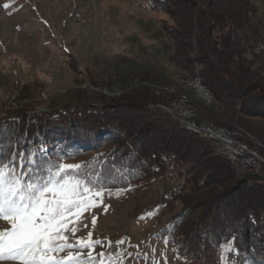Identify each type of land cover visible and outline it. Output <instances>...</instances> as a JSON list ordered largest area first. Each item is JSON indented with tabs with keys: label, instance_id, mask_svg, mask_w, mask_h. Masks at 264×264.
Listing matches in <instances>:
<instances>
[{
	"label": "trees",
	"instance_id": "16d2710c",
	"mask_svg": "<svg viewBox=\"0 0 264 264\" xmlns=\"http://www.w3.org/2000/svg\"><path fill=\"white\" fill-rule=\"evenodd\" d=\"M161 2L160 8L168 4L176 7L169 12L175 25L189 28L187 42L172 28L166 34L174 48L172 63L184 73L198 76L211 93L209 106L191 97L198 122L233 125L245 131L260 144L248 142L264 158V52L257 63L243 58L262 41L260 3L264 0ZM137 91L133 96L122 94L107 100L75 92L78 101L73 99L54 113L40 111L34 116L27 114L28 110L8 117V124H0V164L6 162L3 158L10 151L34 153L32 158L40 162L45 156L41 150H46L51 165L58 158L88 155L98 159L85 168L87 176L93 177L101 175L110 160L123 159L121 153L114 157L112 151H101L104 147L128 139L126 145L139 157L137 150L148 143L155 145L145 159L147 171L141 159L132 160L133 153H128L126 146V180L139 184L146 176H158L167 192L162 205L182 202L184 211L171 220V231L165 229L170 242L174 239L175 246L185 250L187 234L180 230L187 226L194 233L188 243H195L192 250L199 255L213 247L219 253L220 245L236 237L233 243L241 264H264V164L248 171L235 167L228 156L218 152L213 140L188 130L161 107L148 109L170 103L172 96L165 92L157 95L153 90L145 95L143 88ZM123 114L127 123L121 121ZM212 213L216 218L211 219ZM242 238L256 243L255 253L244 247Z\"/></svg>",
	"mask_w": 264,
	"mask_h": 264
},
{
	"label": "rangeland",
	"instance_id": "374dc122",
	"mask_svg": "<svg viewBox=\"0 0 264 264\" xmlns=\"http://www.w3.org/2000/svg\"><path fill=\"white\" fill-rule=\"evenodd\" d=\"M161 4V0H0V124H8L5 121L8 117L28 110L27 114L34 116L40 111H59L58 108L77 100L73 96L75 92L89 97L102 96L107 100L106 97L118 98L122 94L125 97L136 95L142 88L146 89L145 95L153 90L157 95L165 92L173 97L170 103L149 106V110L180 105V100L187 97L189 104L185 106V112L188 114L181 115L179 122L204 124L198 122L191 97L209 106L212 104L211 93L209 90V94L200 92L198 83L193 81L198 76L192 77L172 63L170 57L174 48L166 35L172 28L182 33L181 40L187 42L189 28L174 24L169 15L176 9L174 5L160 8ZM260 8L264 19V4L260 3ZM256 46L253 51L244 53L246 61L258 62V57L264 52V40ZM132 89L137 90L132 92ZM121 121L127 123L126 115L123 114ZM204 125L230 132L232 137L258 155L259 169L262 167L264 158L250 145L260 144L248 133L233 125ZM131 133L135 130L131 129ZM126 141L128 139L101 150L112 151L114 157L121 153L123 159L119 162L110 160L108 164L105 160L107 165L101 175L98 173L99 180L96 176L91 177L92 181L106 186L107 191L102 197L95 198L102 199V203L85 212L79 221L69 217V229H78L74 236L70 231L65 233L69 242L75 244L77 238L86 239L91 231L92 240L100 241L93 255L99 261L97 254L103 252L105 264L108 261L112 264H222L221 253L214 251L215 247L204 254L197 255V250L193 252L196 245L188 242L194 233L187 226L186 230L180 231H186L185 243L189 247L184 245L186 249L180 250L174 239L170 242L165 229L169 227L171 231L168 225L185 207L178 200L169 207L162 205L161 199L167 192L158 176H146L139 184L126 180ZM153 147L155 145L148 143L137 150L139 157L129 147L127 152L133 153L132 160L136 157L135 161L141 159L147 171L149 164L145 159ZM97 160L88 155L58 158L55 165L62 162L89 167ZM12 163L21 161L17 158ZM23 170L17 168V172ZM83 174L87 176L85 169ZM210 216L211 219L216 218L214 213ZM93 218L96 219L95 227ZM5 227L10 225L0 221V229ZM248 240L242 238L241 241L253 254L256 243ZM239 259L237 251L226 253L227 264H241ZM0 264L15 262L4 260Z\"/></svg>",
	"mask_w": 264,
	"mask_h": 264
},
{
	"label": "snow or ice",
	"instance_id": "6c2138e0",
	"mask_svg": "<svg viewBox=\"0 0 264 264\" xmlns=\"http://www.w3.org/2000/svg\"><path fill=\"white\" fill-rule=\"evenodd\" d=\"M41 151L45 156L40 162L32 158L34 153L10 151L3 158L6 162L0 164V221L10 225L0 229V261L8 260L15 264H105L103 252L97 254L99 261L93 255L100 241L92 240L91 231L86 239L77 238L75 244L69 242L65 233L70 231L75 235L78 229H69V217L79 221L85 212L102 203V199L95 198L102 197L107 191L106 186L92 181L91 174H83L86 165L62 162L51 165L46 150ZM16 158L21 163L13 164ZM17 168L24 171L17 172ZM96 180H99V174H96ZM89 193L92 195H87ZM95 224L96 219L93 218V227ZM235 239L233 237L220 245L222 264H227L226 253L236 252ZM61 253L66 255L61 256ZM108 264L112 262L108 261Z\"/></svg>",
	"mask_w": 264,
	"mask_h": 264
},
{
	"label": "bare ground",
	"instance_id": "6f19581e",
	"mask_svg": "<svg viewBox=\"0 0 264 264\" xmlns=\"http://www.w3.org/2000/svg\"><path fill=\"white\" fill-rule=\"evenodd\" d=\"M253 51V50H252ZM250 51V53L252 52ZM196 83H198L199 86L204 87V85L202 84L201 80L196 78V80H193ZM205 88V87H204ZM206 89V88H205ZM208 89H206L207 92ZM209 94V92H208ZM186 101H188L187 97H183L180 100V105H176L173 107H161L163 108V110L167 113H170L172 115H180V108H185ZM189 103V102H188ZM186 111V108H185ZM184 115V114H182ZM187 117V116H186ZM185 128H187L190 131H193L196 134L205 136L206 138H209L211 140H213L216 143L218 152L225 154L226 156H228L229 160H231L233 162V164L235 165V167H240L242 170V166L238 163V156H235V154L233 153V150H228V149H224L221 147L220 145V141L219 139L216 138H212L208 132H203L201 129H195V128H205L208 129L211 132H216V136L217 137H224L226 139H230V142L233 144H236V146L241 147L243 149H247L249 152H242V160L243 161H250V168L252 170H257L259 169L261 163H260V158L258 157V155L256 153H254L247 145H245L242 141H239L238 139H235L234 137H232L233 135L230 132H226L220 129H216L213 126H209V125H204V124H197L195 122H189V123H181ZM195 127V128H193ZM239 168V169H240Z\"/></svg>",
	"mask_w": 264,
	"mask_h": 264
},
{
	"label": "built area",
	"instance_id": "2783aa9c",
	"mask_svg": "<svg viewBox=\"0 0 264 264\" xmlns=\"http://www.w3.org/2000/svg\"><path fill=\"white\" fill-rule=\"evenodd\" d=\"M262 40H264V37L262 38ZM256 51H257V46H256ZM197 87H198V90L200 92L208 94L206 92L205 88H201V86H199V85H197ZM186 104H189L188 101H186ZM160 109L162 112L167 113L163 110V108H160ZM182 114H188V112H185V108H180V115L170 114V116L175 121H181V115ZM193 128H195V127H193ZM195 129H201L203 132H208L212 138L219 139L220 145L222 148L228 149V150H233V153L235 154V156H238V163L242 166V171L252 170L250 168V161H243L242 160V152H249L247 149H243L241 147L236 146V144H233L230 142V139H226L224 137H217L216 132H211L205 128H195Z\"/></svg>",
	"mask_w": 264,
	"mask_h": 264
}]
</instances>
